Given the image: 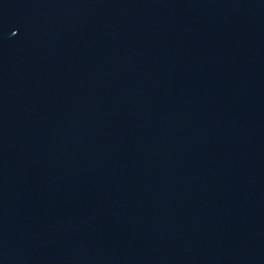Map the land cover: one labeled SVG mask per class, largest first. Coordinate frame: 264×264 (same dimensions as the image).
<instances>
[{
    "label": "water",
    "instance_id": "water-1",
    "mask_svg": "<svg viewBox=\"0 0 264 264\" xmlns=\"http://www.w3.org/2000/svg\"><path fill=\"white\" fill-rule=\"evenodd\" d=\"M0 264H264V0H0Z\"/></svg>",
    "mask_w": 264,
    "mask_h": 264
}]
</instances>
